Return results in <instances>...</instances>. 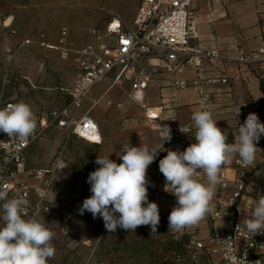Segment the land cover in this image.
<instances>
[{
  "label": "built area",
  "instance_id": "2783aa9c",
  "mask_svg": "<svg viewBox=\"0 0 264 264\" xmlns=\"http://www.w3.org/2000/svg\"><path fill=\"white\" fill-rule=\"evenodd\" d=\"M196 0H142L131 24L121 19L110 22L106 36L76 48L63 50L64 57H70L77 65L78 74L73 83L64 88L68 102L62 108H52L49 112L33 111L37 117V128L32 137L21 141L18 137H7L0 132V184L7 183L8 197L22 196L29 200L26 215L22 218L38 219L53 211L51 193L57 180L72 172L73 168L63 153L53 164L33 167L30 164L29 149L51 127H65L72 114L82 107L92 89L108 78L115 82L132 84L128 96L136 103L144 105L145 94L150 80L156 75H168L170 82L180 88L191 86L198 90L203 102L209 99L208 87L226 80L227 65L252 66L264 71V45L246 50L237 48L233 53L220 49H206L200 46V23ZM96 33V32H95ZM64 43L68 28L62 29ZM30 43V39L25 40ZM188 71L194 72L191 80L183 78ZM222 73V74H220ZM8 72L4 84L8 83ZM17 103L6 100L0 94V109ZM208 106V105H207ZM240 114L244 121L249 113H256L264 123V101L251 105H236L232 111ZM146 108V116L157 120L161 111ZM213 117L221 111H212ZM180 127H188L187 134ZM193 121L177 127L171 132L173 150L183 151L194 141ZM73 134L95 144L103 142L100 126L90 115L83 113L74 123ZM98 137L101 141L97 143ZM66 164V167H60ZM236 156L231 170L223 169L221 184L218 185L211 202L214 211L207 217L213 222L211 232L199 236L187 227L183 232H172L164 224L173 241L181 246L175 252L173 264H264V233L252 235L243 223L240 205L249 186L248 170ZM199 179L205 181L201 172ZM37 189L43 192L38 194ZM168 195L164 188L151 192L149 202L159 204ZM3 201H0V217L3 215ZM162 225L160 223L157 231ZM4 222L0 219V227ZM150 233L151 228L149 229Z\"/></svg>",
  "mask_w": 264,
  "mask_h": 264
},
{
  "label": "crops",
  "instance_id": "0c3cea01",
  "mask_svg": "<svg viewBox=\"0 0 264 264\" xmlns=\"http://www.w3.org/2000/svg\"><path fill=\"white\" fill-rule=\"evenodd\" d=\"M195 6L200 23L201 47L233 53L239 47L253 50L264 45V0H196ZM51 10L49 3L43 0H0V63L4 64L1 68L8 72L10 82L26 83L27 90L34 89L41 79L51 78L48 64L50 59L57 57L55 54L61 55L68 65H74L77 69L73 54L70 57L62 55L63 50L72 47L58 42H50L48 45L43 39L48 34L50 20L56 16ZM64 27L68 28V43L73 25L66 22L62 28ZM27 39H30V43H25ZM76 47L77 45L74 48ZM76 76H73L74 79ZM226 76V80L209 85L207 103L203 102L201 93L195 88L174 86L168 75L153 76L143 103L148 108L160 109L161 114L157 120L148 119L144 105L128 96L132 88L130 81L122 84L108 78L97 84L85 98L82 107L75 112L79 118L90 111V115L100 126L103 142L95 144L79 138L80 141L73 147L66 145L64 155L73 170L58 180L69 178L88 181L89 174L99 167L95 163L97 156L110 155L111 160L121 163L119 155L122 154L123 146L128 143L135 147L141 144L149 148L158 147L162 143L161 127L167 125L172 132L192 121L193 113L200 110H222L213 119L217 120L219 128L227 131L226 142L233 143V132H237L239 126L233 124L232 118L239 116L232 108L239 104L251 105L264 101V71L252 66L228 64ZM193 77V71L183 75L188 80ZM65 96L68 99L66 94ZM67 99H54L53 103L46 100L43 109L36 103H32L31 107L33 111L49 112L52 108L64 107ZM67 126L54 128L64 130ZM83 147L89 148L90 152L86 154L81 151ZM163 147L165 151L160 149L161 152L147 169V179L149 183L152 182L153 191L164 188L165 178L159 171V160L167 155L166 150H173L172 144L164 142ZM256 147L255 162L248 170L249 186L240 205L244 221L251 218L255 201L264 196V136H261ZM29 155H33L31 148ZM235 158L236 156L223 169L231 170ZM85 159L89 160L90 166L83 164L82 160ZM176 203L175 196L170 193L159 202L162 220L159 228L162 230L167 231L164 224H168V216ZM212 228L213 222L208 217L197 225L187 227L190 232H196L199 236L208 235Z\"/></svg>",
  "mask_w": 264,
  "mask_h": 264
},
{
  "label": "clouds",
  "instance_id": "9594fccd",
  "mask_svg": "<svg viewBox=\"0 0 264 264\" xmlns=\"http://www.w3.org/2000/svg\"><path fill=\"white\" fill-rule=\"evenodd\" d=\"M240 114V106L235 110ZM195 129V142L185 150H166L159 160V171L165 178L164 190L176 198V205L168 216L172 232H183L186 227L197 225L214 209L211 202L221 184L223 168L238 156L244 166H251L256 159V143L264 136V123L256 113H249L237 132L235 140L227 143L228 133L217 126L213 113L200 110L191 117ZM37 128V117L31 105L24 101L8 104L0 109V132L7 137L27 141ZM188 127H180L187 134ZM162 143L158 147H139L129 143L119 155L121 163L97 156L99 167L91 172L88 183L92 195L84 199L79 209L81 215L90 212L93 218L101 217L108 232L117 228L135 232L140 226H150L156 234L160 211L156 202L148 200L147 169L155 161L163 143L172 139L171 129L160 128ZM97 143L101 142L99 139ZM61 169L66 164L60 165ZM201 172L206 182L199 179ZM7 183L0 184V201H3L4 226L0 227V264H48L56 249L51 243L55 233L35 218H22L30 202L27 198L8 197ZM38 194L43 192L37 189ZM45 221V220H44ZM246 230L255 235L264 233V196L255 201L251 218L243 221Z\"/></svg>",
  "mask_w": 264,
  "mask_h": 264
},
{
  "label": "rangeland",
  "instance_id": "374dc122",
  "mask_svg": "<svg viewBox=\"0 0 264 264\" xmlns=\"http://www.w3.org/2000/svg\"><path fill=\"white\" fill-rule=\"evenodd\" d=\"M43 1L49 3L51 11L56 13L48 24V34L43 38L45 43L49 45L50 42H58L72 48L76 45L77 48L83 46L97 39L96 37L106 36L108 24L115 19L131 24L142 2V0ZM66 22L73 25L68 43L65 40L67 44L61 43L62 27ZM55 55L57 57L50 59L48 64L51 78L41 79L36 87L30 90L26 89V83L14 84L9 81L4 84L7 71L1 68L4 64L0 63V94L4 93L6 100L24 101L29 105L36 103L40 109L45 107L43 103L46 100L65 101L67 98L64 88L75 80L73 76H76L77 69L74 65H68L67 60L61 55ZM38 56L41 57V54ZM71 117L67 128L58 130L52 127L53 129L50 128L33 143L31 146L33 155H29L33 167L53 164L60 153L65 154L66 145L70 144L73 147L80 141L73 134L78 114L74 112ZM232 122L239 126L244 123V118L234 117ZM81 151L88 154L90 149L83 147ZM82 162L85 166H90L89 160L85 159ZM90 188L88 181L69 178L57 180L55 183L51 193L53 211L37 219L46 222V226L55 233L51 243L56 252L48 264H173L174 253L182 250L166 230L159 228L156 234H151L150 226H140L135 232H127L121 228H117L115 232H108L101 217L93 218L87 211L81 215L79 209L84 199L92 195ZM151 192L152 182L148 185V200Z\"/></svg>",
  "mask_w": 264,
  "mask_h": 264
},
{
  "label": "snow or ice",
  "instance_id": "6c2138e0",
  "mask_svg": "<svg viewBox=\"0 0 264 264\" xmlns=\"http://www.w3.org/2000/svg\"><path fill=\"white\" fill-rule=\"evenodd\" d=\"M94 139H98V137H94Z\"/></svg>",
  "mask_w": 264,
  "mask_h": 264
}]
</instances>
